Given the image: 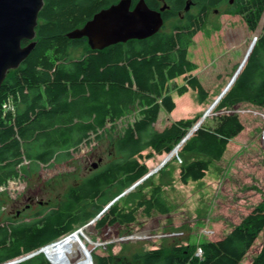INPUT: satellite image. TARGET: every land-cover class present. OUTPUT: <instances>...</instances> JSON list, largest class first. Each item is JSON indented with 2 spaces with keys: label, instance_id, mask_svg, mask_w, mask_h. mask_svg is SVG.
<instances>
[{
  "label": "trees",
  "instance_id": "16d2710c",
  "mask_svg": "<svg viewBox=\"0 0 264 264\" xmlns=\"http://www.w3.org/2000/svg\"><path fill=\"white\" fill-rule=\"evenodd\" d=\"M118 1L45 0L39 14L35 48L17 69L9 71L0 87V186L9 178L19 175L18 166L25 168L21 165L25 158L21 139H27L38 130L35 138L44 135L51 146L62 143L66 147L79 149L83 143L104 137L112 125L115 127L118 119L125 114L121 111V104L132 99L140 100V109L133 122L128 123L118 137L114 138L118 156L95 170L78 186H74L69 192L71 200H76L81 195L79 193L88 188L86 196L92 193L100 200L107 201L105 198L109 189L117 187L123 192L149 172L147 163L140 160L144 151L149 150L147 157L166 153L167 156L161 162L165 165L174 155L168 156V153L187 135L193 121L184 122L164 133L155 130L154 124L162 108L161 100L170 80L197 68V64L189 59L188 50L193 37L206 21V7H215L220 2L229 3L228 0H194L198 5L202 2L205 5L197 15L188 13L186 26L177 25L171 33L159 32L146 39H132L102 50L91 49L86 37L71 39L67 36L68 32L83 26L95 13ZM146 1L151 8H157L158 0ZM163 1L173 4L176 10L183 9L187 2ZM136 2L137 0H133V4ZM229 5L231 10L244 17L252 30L257 28L264 10V0H239ZM171 15L168 12L166 18ZM243 23V20L236 22L235 29L239 36L233 41L234 47L242 45L245 36L249 34ZM80 47L85 48L87 56L75 61L70 55L71 48ZM66 64L70 66L65 69ZM130 72L137 83V90L132 88ZM68 84L72 87L71 92L67 89ZM41 85L45 86L48 93L49 110L43 104L42 94L36 93L32 104L27 106L25 113L19 115L17 104L22 99L26 102L30 89ZM69 94L73 96L70 101L67 97ZM10 96L14 98L15 113L5 111L3 107ZM242 102L264 106V31L243 70L217 108ZM183 108L186 109V105ZM85 112L95 115L93 122L83 123L84 120L81 119L73 125L72 117ZM108 114L111 125L105 128ZM220 129L225 133L223 127ZM74 130L76 133L73 135ZM193 131L188 139L195 132ZM72 135H77L76 139ZM260 139L264 141V130ZM208 145L210 148L217 147L215 140ZM55 151L44 150L38 157L47 163L54 158ZM259 165V174L238 193L230 203L231 209L233 206L240 208L246 205L264 191V150L262 163ZM195 166L191 164L185 168L184 179L187 176L194 179L203 177L201 168H207V163L198 162ZM6 169L8 173L5 175L2 172ZM138 207H143L144 215L148 216L154 211L164 214L169 211L160 185L152 190L150 196L139 200ZM135 210L127 211L116 202L98 220L97 226L132 223L137 218ZM71 211L72 201L55 206L43 217L30 222L0 227V264H66L69 257L75 263L84 264V254L91 255L85 238L75 239L74 244L64 253L52 252L57 244L76 233V230L70 233L76 222L71 219ZM214 223L204 222L198 229L209 232L213 230ZM263 229L264 207L261 206L245 216L223 238L203 242L201 256L195 254L191 246L174 245L169 249L158 247L141 250L134 254V258L138 260V264H240ZM148 234L149 232L140 233L138 236L147 237ZM58 238L61 239L52 242ZM37 249L41 254L32 255L30 259L21 262L20 256ZM114 257L113 254H98L97 264H113ZM251 264H264V243Z\"/></svg>",
  "mask_w": 264,
  "mask_h": 264
},
{
  "label": "rangeland",
  "instance_id": "374dc122",
  "mask_svg": "<svg viewBox=\"0 0 264 264\" xmlns=\"http://www.w3.org/2000/svg\"><path fill=\"white\" fill-rule=\"evenodd\" d=\"M228 4L206 7V21L193 37L188 50L197 68L193 70L192 76L184 75L170 82L161 100L162 112L155 125L156 131L164 133L184 122L193 121L188 133L192 130L195 132L174 151L165 165L161 162L167 156L166 153L147 157L149 150L144 151L140 160L147 163L149 172L155 168L157 172L119 198L122 192L113 187L106 195L107 201L100 200L92 193L86 196L88 188H84L76 200L70 199L69 192L74 186L118 156L114 138L134 119L136 111L117 121L115 127L109 126L110 131L101 140L92 139L90 143H83L79 149L72 150L71 158L66 161L34 167V161L26 160L25 168L18 166L20 173L28 175L26 178L33 185L37 186L35 180L43 176L45 180L42 185L45 181L46 187L38 192L40 199L49 200L56 207L72 201L71 219L76 220L72 232L77 229L81 231L57 244L52 252L64 253L74 244L75 239L85 238L91 255L84 254V264H97L98 254L115 255L113 264H138L134 258L136 252L158 247L169 249L174 245L191 246L196 254L200 252L203 242L223 238L256 207H264L263 191L246 205L230 208V203L238 193L259 174L264 150V141L260 139L264 130V106L242 102L222 109L217 106L212 109L238 70L244 68L252 48L263 34L264 10L257 28L252 30L244 17L231 10ZM204 5L205 2L192 5L188 11L197 15L199 7ZM183 14L166 21L160 32L171 33L174 26H186ZM238 20L244 21L249 34L245 36L242 45L234 47L233 41L239 36L235 29ZM82 51L83 47L71 48L70 54L81 56ZM187 107L190 109L187 110ZM220 127L224 128L225 133L221 132ZM214 140L217 147L210 148L208 144ZM198 162L207 163V168H201L203 177L194 179L187 176L184 179L185 168L191 164L195 166ZM95 163L98 164L97 168H93ZM158 185L162 188L169 211L165 214L154 211L149 216L144 215L143 207L137 208V203L150 196ZM8 191H0V199L6 207L10 200L5 195ZM15 192L17 190L9 194ZM116 202L127 211L136 209V220L129 224L98 227V220L108 211L106 207ZM14 214L15 211L10 213L4 209L0 213V221ZM204 222H215L213 230L200 231L198 226ZM148 232L147 237L138 236ZM263 243L264 229L240 264H251ZM28 257L31 256L25 259ZM82 263L73 262L71 257L66 262Z\"/></svg>",
  "mask_w": 264,
  "mask_h": 264
},
{
  "label": "water",
  "instance_id": "95a60500",
  "mask_svg": "<svg viewBox=\"0 0 264 264\" xmlns=\"http://www.w3.org/2000/svg\"><path fill=\"white\" fill-rule=\"evenodd\" d=\"M234 1L230 0L231 3ZM44 2L45 0H0V87L9 71L17 69L35 48L39 14ZM167 9H169V5L166 2L160 9H153L146 0H138L135 5H133V0H119L95 13L83 26L68 32L67 36L71 39L86 37L91 49L100 50L132 39H146L160 32L165 23L163 12ZM186 9H189V5ZM23 41L28 43L23 45ZM241 70V68L238 70L232 81L219 95L212 109L229 91ZM191 132L168 153V156L185 143ZM97 166V163L93 164V168H97ZM155 171L156 168L148 172L120 193L118 198L139 185ZM110 206H107L106 209ZM39 253L40 250L37 249L30 255L32 257Z\"/></svg>",
  "mask_w": 264,
  "mask_h": 264
},
{
  "label": "crops",
  "instance_id": "0c3cea01",
  "mask_svg": "<svg viewBox=\"0 0 264 264\" xmlns=\"http://www.w3.org/2000/svg\"><path fill=\"white\" fill-rule=\"evenodd\" d=\"M85 50L83 49V51L81 52V56H74V55H71V58L73 59V60H75V61H77V60H80V59H83V58H86V54H85ZM250 56V55H249ZM189 57V56H188ZM189 59L191 60V58L189 57ZM249 59V58H248ZM193 61V60H192ZM194 62V61H193ZM247 63V62H246ZM245 63V64H246ZM66 66L68 67V66H70L69 64H66L65 65V69H66ZM243 70V69H242ZM192 72L193 71H190V72H187V73H185V74H182V75H180V76H178V77H176V78H174V79H172V80H170L169 82H168V84H167V87H166V90H165V92H164V96H163V98L165 97V95H166V92H167V90H168V87H169V85H170V82H173L174 80H178V78L179 77H181V76H184V75H188V76H190L191 74H192ZM130 76H131V81H132V88H133V90H137V83H136V81H135V78H134V76H133V74H132V72H130ZM192 76V75H191ZM188 78H190V77H188ZM127 86H128V83L126 84ZM67 89H68V91L69 92H71V85L70 84H68L67 85ZM232 87V86H231ZM36 93H41L42 94V96H41V98H42V101H43V104L45 105V108H46V110L48 111L49 110V108H50V102H49V97H48V93H47V91H46V88H45V86L44 85H41V86H38V87H33V88H31L30 89V93H29V97L27 98V100H26V102H23L22 100H20V102L17 104L18 106H17V112L19 113V115H22L23 113H25V111H26V109H27V106H30L31 104H32V101H33V98H34V96H35V94ZM171 94H172V92H171ZM225 96V95H224ZM68 101H70L72 98H73V96L71 95V94H69L68 96ZM139 99H132V100H130V101H128L127 103H124V104H121V111H123L124 113V115L123 116H121L119 119H118V121L119 120H121V119H123V118H125L126 116H128V114H130V113H132L133 111H136V113H135V115H134V119H135V117H137V115H138V111H139V109H140V103H139ZM239 104V103H238ZM162 111H160V113H161ZM94 114H86V112L85 113H83V114H81V115H79V116H74V117H72V119L74 120L73 121V125H75V124H77V122L78 121H80L81 119L82 120H84V121H82L83 123H88V124H91L92 122H93V120H94ZM159 117H160V114H159ZM133 119V120H134ZM159 119V118H158ZM133 120L131 121V122H133ZM158 121V120H157ZM111 121H110V115L108 114V115H106V123H105V128H109V126L111 125V123H110ZM157 123V122H156ZM156 123L154 124V126L156 125ZM105 128H103V129H105ZM103 129H101L100 130V133H102V130ZM47 130V129H46ZM77 130V129H76ZM76 130H74L73 131V135L76 133ZM36 134H38V130H36L34 133H33V135H31V136H29L27 139H21V143H22V150H23V152H25V154H24V156H25V158H24V161H23V163L21 164V165H23V166H25V162H26V160H30V161H34L35 163H33L34 164V167H38V166H40V164L41 165H46V164H49V163H51V162H56V161H63V160H65L66 161V159H69V158H71V156H72V150H76V149H74V147H66L64 144H62V143H57V144H55V145H53V146H51V144H49L48 143V138L47 137H45L44 135H41V136H39L38 138H35V136H36ZM72 135V136H73ZM107 135V134H106ZM76 137H77V135L76 136H73V138L74 139H76ZM103 137H101L100 138V140L102 139ZM50 143H52L51 142V140H50ZM47 149H49V150H53V149H55L56 151V154H55V156H54V158L53 159H51L50 161H48L47 163H44L43 161H41V159H39V154L42 152V151H44V150H47ZM70 151V152H68V151ZM144 153V152H143ZM28 157V158H27ZM2 173H5V175L8 173L7 172V169L6 170H4Z\"/></svg>",
  "mask_w": 264,
  "mask_h": 264
},
{
  "label": "flooded vegetation",
  "instance_id": "af4514ba",
  "mask_svg": "<svg viewBox=\"0 0 264 264\" xmlns=\"http://www.w3.org/2000/svg\"><path fill=\"white\" fill-rule=\"evenodd\" d=\"M238 1L239 0H235L234 2L231 3L230 0H228L229 4H231V5H233L235 2H238ZM164 3L165 2L163 0H158L157 8H153V7L152 8L153 9H160L164 5ZM197 3L198 2H196L194 0H187L186 5L183 9L176 10V9H174L173 4L167 2V4L169 5V9H167L163 12V17L165 19V22L172 19V18L180 16L181 13H184L183 17H184V19H186V23H187L188 13H190L188 11L189 9L188 10L186 9L187 5H189V8H190V6H192V5L197 6ZM224 3L225 2H223V3L220 2V4H223V5H224ZM218 6L219 5H217L215 7H218ZM200 7H203V6H200ZM200 7H199V9H201ZM229 8H230V5H229ZM168 12H170V14H172V15L170 17L166 18ZM207 16H208V14H207ZM24 42H26V43L24 44ZM27 43H28L27 41H23V45H26ZM26 177H28V175L26 176V175L22 174V181L24 183L22 182V186L19 187V189H17V192H15L14 194H9V192H8V194H5L7 196V198L10 199V200H8L7 207L5 206L4 202L0 199V213L4 209L10 213H13L15 211L14 216L8 217V219H6V220L0 221V227L10 226L12 223L30 222L34 219L43 217L46 213H48L50 210L55 208V205H51L52 203L50 204L49 200L45 201V200L40 199V193H38V192L41 190L42 187H46L45 181H44V184L42 185L43 180H45L43 178V176H39L35 180V183H38L37 186L33 185L31 183L30 179L27 180ZM45 207H47L46 210H45Z\"/></svg>",
  "mask_w": 264,
  "mask_h": 264
},
{
  "label": "built area",
  "instance_id": "2783aa9c",
  "mask_svg": "<svg viewBox=\"0 0 264 264\" xmlns=\"http://www.w3.org/2000/svg\"><path fill=\"white\" fill-rule=\"evenodd\" d=\"M3 107H4L5 111L11 110L14 113L16 112V105H15L13 96H10L8 98V100L4 103ZM22 182H23L22 181V173L19 172V175L9 179L5 184L1 185L0 186V191L9 190L8 192H12L13 190H17V189H19V187L22 186ZM60 239H58V240H60ZM202 252L203 251L201 249L200 252L196 253V254L198 256H201Z\"/></svg>",
  "mask_w": 264,
  "mask_h": 264
},
{
  "label": "clouds",
  "instance_id": "9594fccd",
  "mask_svg": "<svg viewBox=\"0 0 264 264\" xmlns=\"http://www.w3.org/2000/svg\"><path fill=\"white\" fill-rule=\"evenodd\" d=\"M19 171H20V170H19ZM9 179H11V178H9ZM9 179H8V180H9ZM8 180H7V181H8ZM83 229H84V228H83ZM76 231H78V229H77ZM79 231H80V230H79ZM70 233L72 234L73 232L71 231ZM70 233H68V234H70ZM58 239H60V238H58ZM58 239H56V240H54V241H52V242L54 243V242H56ZM52 242H51V243H52ZM84 246H85V245H84ZM35 251H37V250H35ZM35 251H33V252H35ZM33 252H30V253H28V254H25V255L20 256V258H21V262L24 261V260H23V257L26 258L27 256H29V255H30L31 253H33ZM39 254H41V253H39ZM35 255H38V254H35ZM29 259H30V258H29ZM25 260H27V259H25Z\"/></svg>",
  "mask_w": 264,
  "mask_h": 264
}]
</instances>
